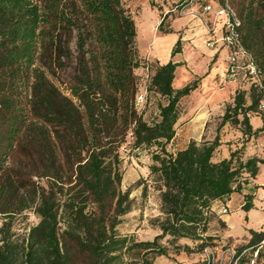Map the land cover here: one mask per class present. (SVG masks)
<instances>
[{
	"label": "trees",
	"instance_id": "16d2710c",
	"mask_svg": "<svg viewBox=\"0 0 264 264\" xmlns=\"http://www.w3.org/2000/svg\"><path fill=\"white\" fill-rule=\"evenodd\" d=\"M239 2L242 44L260 69V85L252 86L250 104L244 92L237 93L214 140H191L172 153L167 144L176 136L180 100L198 82L176 89L180 63H148L147 93L153 90L167 102L159 104L157 119H144L136 105L137 24L124 0H0V264H75V255L85 256L89 264H130L125 256L133 251L136 264H153L150 254H169L160 243L164 238L176 253L221 244L211 233L212 223L226 227L218 216L230 211L227 202L236 192L249 189L243 209L254 207L260 186L253 183L264 165V158L243 159L235 150L214 160L227 122L240 124L248 136L264 131V0ZM181 51L179 39L172 56ZM73 61L70 97L51 76ZM251 112L261 116V128L253 130ZM129 135L132 149L158 146L151 172L161 215L153 222L160 231L153 240L136 241L117 229L134 203L130 191L122 189L121 148ZM22 153L31 163L15 161ZM34 204L40 221L23 243L12 241L14 216ZM249 232L248 242L236 249H247L245 256H263L264 228Z\"/></svg>",
	"mask_w": 264,
	"mask_h": 264
},
{
	"label": "rangeland",
	"instance_id": "374dc122",
	"mask_svg": "<svg viewBox=\"0 0 264 264\" xmlns=\"http://www.w3.org/2000/svg\"><path fill=\"white\" fill-rule=\"evenodd\" d=\"M124 2L137 24V47L141 62L140 66L135 69V73L137 75L138 90L140 92L148 88L149 85L147 64L149 63L152 67L160 65V61L157 59L153 51L152 40L155 39L156 35H161L166 33V30H171L169 27L170 24L188 16L190 14L189 11H192L193 7L196 6L199 8L201 13L204 5L214 2L213 0H195L192 5H187L188 0L187 2L185 1L186 3L183 2V0H124ZM230 2L236 10H239V0H230ZM162 23L163 28H160ZM187 27L189 26L187 25ZM72 48L76 54L75 43L72 44ZM186 59L187 62H190L191 66L186 62H183L180 65L181 67L177 74V79L180 85L176 83V86L185 87L194 81H197L199 84L202 79L201 77H206V75L202 76V74L199 73L203 66L202 61H196L193 57H186ZM74 66L75 61L72 62V67L67 70H59L55 76H51L55 85L59 87L64 94L70 97L72 95L69 88L72 84V76L75 73ZM205 73L206 71H204L203 74ZM206 74L208 75V72ZM189 77L192 78L190 81H188ZM221 78L225 80L221 81ZM255 83L260 85V79L252 78L244 69H241L235 78L228 77V73H226L225 76L219 74L214 78L209 85V92H207V94L218 91L223 92L225 96L221 100H217L220 105L211 110V125L213 130L221 122L228 105L234 104L235 96L238 92H244L247 104L251 103L250 93L252 86H254ZM190 94L184 96L180 100L179 108L181 111H184L186 108L188 109V106L191 103H196L201 99L192 96V92ZM166 102L167 98L165 96H162L153 90H148L147 102L139 110L142 112L146 121L152 122L158 118L160 112L159 104H165ZM257 116H259V113H250V122L253 126V130L257 126ZM239 117L242 119V114ZM226 124L229 129L228 134L235 133L237 135L235 140L233 138L231 142H227L226 144H236L234 149L237 151L239 157L247 159L248 157H251L249 156L250 153L252 156L264 158V131H261L258 135L248 136L243 133V126L240 124L236 125L232 122H227ZM227 127L225 126L222 128L225 131L224 135H226ZM127 139L128 141L125 142L121 148L123 159L122 189L124 191H130V197L134 199V203L132 210L121 217L122 220L117 226V229L123 236H134L136 241L153 240L160 232L159 228L154 225L153 222L161 215L160 192L154 188L155 175L151 172V165L153 164L152 152L158 149V146L154 145L151 148L132 149L130 144L132 142V137L129 135ZM183 148L181 140L175 138L167 144V150L172 153H176ZM223 154L224 152L218 150L214 160L217 161L222 158ZM15 161L23 164L31 163L30 158L23 153L16 155ZM35 167L36 165L34 163V168ZM34 181L40 183V185H46L45 179H39L34 176ZM145 185H147L146 192L143 190ZM35 208L36 204H34V209L18 213L14 216L10 227V239L12 241L23 243L27 239L30 228L40 221V218L35 212ZM228 213L230 214L231 212L229 211ZM2 224L3 219L0 217V228L2 227ZM214 229L217 231L215 234L218 235L216 241L221 244H229L234 247H240L245 244L243 234H241L242 232L238 231L237 228L229 233L228 230H226V227H223V225L219 223ZM1 237L2 234L0 233V238ZM228 237L231 238L229 239ZM160 243L169 248V254L176 253L173 244L167 238L160 240ZM196 253L199 254L196 263L205 264L201 250H198ZM158 256L160 255L150 254L149 257L154 260ZM74 257L75 264H89V259L83 255H75ZM136 258V251L125 256L126 261H129L130 264H136ZM244 259L246 261L245 263L251 262L252 259H255L254 264H264V254L261 257L258 255L256 256L255 253H253V256L248 254Z\"/></svg>",
	"mask_w": 264,
	"mask_h": 264
},
{
	"label": "crops",
	"instance_id": "0c3cea01",
	"mask_svg": "<svg viewBox=\"0 0 264 264\" xmlns=\"http://www.w3.org/2000/svg\"><path fill=\"white\" fill-rule=\"evenodd\" d=\"M184 24L186 25L183 26ZM187 25L189 27H187ZM169 27L171 29L170 32L156 35L155 39L152 40L154 48L153 51L157 59L160 61V64H165L170 60H173L174 62L180 63V65L183 62H186L189 66H191L190 62H187L186 57H193L196 61H202L203 66L199 73L202 74V76L206 75V77H201L202 79L198 84V87L192 91V96H196V98L201 99L196 103H191L188 106V109L186 108L184 111H181L180 118L177 123L175 139L181 140L183 147L185 148L191 140H214L218 134V125L214 128V130L211 125V110L220 105L217 100H221L225 95L223 92L218 91H214L212 93L210 92L208 94L207 92H209L208 88L210 83H212L217 75L223 74L225 76L227 73L228 60L226 61V59L228 51L221 41L216 42L214 46H208L207 42L209 40H219V38H221V24L217 27L216 32L210 33L204 24L199 8L196 6L192 8V13L171 23ZM179 39L183 44L182 51L172 56V51ZM180 65L176 68L175 78L173 81L176 89L184 87L176 86V83L180 85L177 79V74L181 67ZM204 71H206V73L208 72V75L206 73L203 74ZM191 79L192 78L189 77L188 81ZM222 80L225 79L221 78V81ZM256 119L257 126L254 130L263 126L261 116H257ZM225 126L227 127V124L223 127ZM222 128L220 130L221 144L217 148L215 155L218 150L224 152V154L223 157L217 161L230 157L231 152L234 151V148L236 147V144L229 145L226 143L231 142L233 138L235 140L237 135L235 133H231L229 135L228 127L226 135H224L225 131ZM249 156L252 155L249 153ZM253 184L262 186L255 190L253 208L249 211L243 209L245 195L250 192L249 189H244L241 193H234L231 196V199L228 200L227 205L231 213L219 214L218 216V219H222L226 223V230H228L229 233L234 231L235 228L242 232L241 234H243L245 243H247L250 238L249 229L253 228L255 230H259L264 228V195H262L264 194V165L261 166L260 173L254 180ZM217 226L218 223L217 220H215V222L212 223V234L217 232L214 229ZM228 238L230 239L231 237ZM182 242L189 244L191 247L195 246L193 241L184 240ZM198 255L199 254L196 252L188 253L186 251H181L175 254L171 253L168 255H160L153 260V264H197L196 261L198 260Z\"/></svg>",
	"mask_w": 264,
	"mask_h": 264
},
{
	"label": "built area",
	"instance_id": "2783aa9c",
	"mask_svg": "<svg viewBox=\"0 0 264 264\" xmlns=\"http://www.w3.org/2000/svg\"><path fill=\"white\" fill-rule=\"evenodd\" d=\"M194 2L195 0H188L187 5H192ZM189 12L192 13L191 10ZM200 14L210 33L216 32L217 27L221 24V38L219 40H209L207 44L208 46H214L216 42L221 41L227 49L228 77L235 78L240 70L244 69L252 78L259 79L260 69L253 55L242 44V19L237 10L231 5L230 0H223V2L216 0L214 3L206 4ZM147 94V89L138 93L136 105L139 109L146 104ZM261 109L264 110V102ZM221 211L226 212L227 209L222 207ZM246 252L247 249L239 252L234 246L221 244H207L202 251L205 264H240ZM255 254L257 256L258 252H255ZM254 262L255 259H252L251 262L245 264H254Z\"/></svg>",
	"mask_w": 264,
	"mask_h": 264
}]
</instances>
